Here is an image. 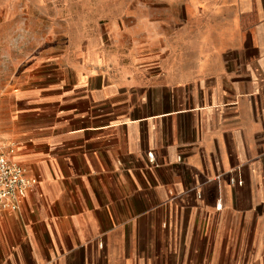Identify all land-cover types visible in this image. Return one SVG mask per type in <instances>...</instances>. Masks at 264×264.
Here are the masks:
<instances>
[{"label":"crops","instance_id":"crops-1","mask_svg":"<svg viewBox=\"0 0 264 264\" xmlns=\"http://www.w3.org/2000/svg\"><path fill=\"white\" fill-rule=\"evenodd\" d=\"M159 1L17 92L0 264H264V0Z\"/></svg>","mask_w":264,"mask_h":264},{"label":"rangeland","instance_id":"rangeland-1","mask_svg":"<svg viewBox=\"0 0 264 264\" xmlns=\"http://www.w3.org/2000/svg\"><path fill=\"white\" fill-rule=\"evenodd\" d=\"M161 5L159 0H0V128L14 129L17 92L37 87L38 74L53 72L54 63L76 64L82 51H94L95 42L86 48L87 38L95 40L101 26L130 24L133 12ZM1 145L12 155L11 147Z\"/></svg>","mask_w":264,"mask_h":264},{"label":"built area","instance_id":"built-area-1","mask_svg":"<svg viewBox=\"0 0 264 264\" xmlns=\"http://www.w3.org/2000/svg\"><path fill=\"white\" fill-rule=\"evenodd\" d=\"M35 183L36 180L27 175L26 169L5 154L0 145V204L18 208L20 201L27 196ZM230 183L240 185L242 181L237 177H231ZM221 207L222 202L219 201L217 209Z\"/></svg>","mask_w":264,"mask_h":264}]
</instances>
